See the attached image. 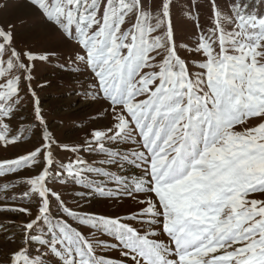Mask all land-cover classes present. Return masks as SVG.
Listing matches in <instances>:
<instances>
[{
    "label": "snow or ice",
    "instance_id": "1",
    "mask_svg": "<svg viewBox=\"0 0 264 264\" xmlns=\"http://www.w3.org/2000/svg\"><path fill=\"white\" fill-rule=\"evenodd\" d=\"M24 2L0 19V151L31 143L0 156V191L24 189L0 264H264V0ZM38 65L87 74L108 122L57 135Z\"/></svg>",
    "mask_w": 264,
    "mask_h": 264
},
{
    "label": "rangeland",
    "instance_id": "2",
    "mask_svg": "<svg viewBox=\"0 0 264 264\" xmlns=\"http://www.w3.org/2000/svg\"><path fill=\"white\" fill-rule=\"evenodd\" d=\"M4 0H0L3 3ZM259 3V0H257ZM181 7L187 5L181 3ZM29 10L24 0H9V8L0 12V19H7L11 16L13 19L21 16H27ZM183 13H180L178 9H174V26L176 28V35L178 42L186 43L193 39L192 25L190 22L185 23L181 20ZM27 30L22 31L21 39L26 38ZM30 42V41H29ZM36 80L33 87H37L38 84H43L45 81L50 82V86L40 89L37 87V95L41 101V106L48 119L53 131L64 139L73 140L84 136L85 132L94 127L95 124L107 123L105 119L103 121L93 122L92 117L96 116L97 112L101 109L100 103H94L87 99H82L78 92H82L84 88H87L91 83V79L85 74L79 78H73L65 73L53 71L49 66L38 65L37 72L35 73ZM27 109L31 111V98L26 101ZM32 139H35L33 135ZM31 143L25 142L20 145L19 148L9 149L7 152L0 151V156L11 158L14 154L22 153L25 149L30 148ZM29 174V170L22 172L21 177ZM10 180H15V177H9ZM6 181L0 178V185ZM24 189L17 187L9 189L7 193L0 191V205L11 204L13 201L5 200L6 195L16 194L19 195ZM63 190V189H62ZM94 206L100 211H125L130 205L131 201L127 198L123 200L122 205L117 209L112 202L109 201H93ZM26 206V205H25ZM23 217L16 212L0 211V224H7L9 221L21 222ZM7 231H15V229L8 228ZM5 229L0 228V241H3ZM4 251V249H0ZM35 249L33 248V252Z\"/></svg>",
    "mask_w": 264,
    "mask_h": 264
}]
</instances>
